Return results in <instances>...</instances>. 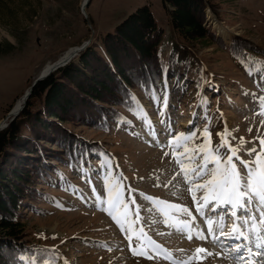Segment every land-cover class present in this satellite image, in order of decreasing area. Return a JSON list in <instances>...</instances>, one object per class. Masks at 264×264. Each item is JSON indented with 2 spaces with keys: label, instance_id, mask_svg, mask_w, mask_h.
Masks as SVG:
<instances>
[{
  "label": "rangeland",
  "instance_id": "1",
  "mask_svg": "<svg viewBox=\"0 0 264 264\" xmlns=\"http://www.w3.org/2000/svg\"><path fill=\"white\" fill-rule=\"evenodd\" d=\"M82 2L0 0V121L22 99L43 67L88 41L91 29L93 44L142 6L150 8L163 28L159 57L168 60L173 39L161 0H90L86 19L80 9ZM205 3L203 27L214 33L223 46L210 39L185 45L189 80L186 75L179 82L167 80V107L163 98L153 104L134 90L142 114L126 113L127 122L109 132L84 125L81 116L80 121L61 125L70 137L89 147L99 146L113 159L111 176L103 177L98 158L90 157L85 167L90 175L82 178L77 167L68 168L54 157L57 154L53 153L60 151L57 145L42 142L48 154L42 165L45 176L28 185L32 201L27 200L18 218L25 239L56 251V264H175L184 257L182 249L194 253L198 247L217 255L204 258L205 254L200 253L194 264H232L208 241L195 239L198 234L209 236L214 221L205 220L197 211L204 204L203 191H197L184 178L185 172L191 175L195 164L185 162L182 166L178 161L185 160V151L190 154L200 147L211 155L222 140L234 142L238 150L242 138L247 147L255 141L259 150V140L264 139V116L259 115L264 111V56L254 59L249 55L253 63L256 60L259 72L248 73L240 61L232 58L228 46L237 39L264 53V0ZM219 30L228 33L227 41ZM177 66L182 65L176 63L173 69ZM205 127L210 129L207 137L203 135ZM190 130L197 136L185 139L183 134ZM242 158L247 160V156ZM54 170L63 177L64 186H59ZM89 177L93 188L88 185ZM53 179L55 183L51 184ZM118 190L119 202L114 197ZM215 203L210 200L208 205ZM167 205L187 208L190 215H178ZM137 213L140 219H136ZM183 221L192 225V231L185 230L184 236L174 231ZM224 223L221 239L232 234V223ZM187 235L194 238L189 240ZM138 242L154 246L156 255L151 259L134 255L143 250L137 248Z\"/></svg>",
  "mask_w": 264,
  "mask_h": 264
},
{
  "label": "trees",
  "instance_id": "2",
  "mask_svg": "<svg viewBox=\"0 0 264 264\" xmlns=\"http://www.w3.org/2000/svg\"><path fill=\"white\" fill-rule=\"evenodd\" d=\"M161 4L173 39L166 62L159 57L163 28L148 6L137 8L74 61L37 83L24 109L0 131V264H16L25 250H43L45 258L49 251L56 253L25 239L18 218L27 200L32 201L28 185L45 176L42 165L48 154L42 142L57 145L60 151L53 153L57 154L54 157L68 168L77 167L82 178L90 175L86 169L90 157L98 158L103 177L111 176L113 159L99 146L89 147L70 137L61 125L80 121L81 116L84 125L109 132L127 122L126 113L142 114L143 109L132 94L134 90L157 104L163 98L162 86L167 80L179 82L184 75L189 80L184 59L186 44L210 39L223 46L214 33L203 27L205 0H161ZM228 52L248 73L259 72L256 60L253 63L249 55L257 59L264 56L262 51L232 39ZM176 63L182 66L173 69ZM53 172L59 186H64L63 177L58 171ZM90 179L87 182L93 188ZM50 183H55L54 179Z\"/></svg>",
  "mask_w": 264,
  "mask_h": 264
},
{
  "label": "snow or ice",
  "instance_id": "3",
  "mask_svg": "<svg viewBox=\"0 0 264 264\" xmlns=\"http://www.w3.org/2000/svg\"><path fill=\"white\" fill-rule=\"evenodd\" d=\"M162 90L164 105L167 107L169 97L166 82L163 84ZM160 114L164 115L163 109ZM259 115L264 116V111H261ZM209 131L210 129L205 127L203 135L207 137ZM251 131L252 129H249V132ZM168 135H175V133L169 132ZM225 135H228L227 131ZM183 136L185 139L194 138L197 136V132L190 130ZM251 143V147L245 146L242 138L241 149L238 150L234 146V142L229 143L222 140L213 149L211 155L204 153L203 147H200L194 149L190 154L185 151V160L178 161L182 166L185 162L195 164L191 175L185 172L184 178L190 184L195 185L197 191H203L201 200L204 204L197 211L205 217V220L214 221L213 224H210V240L209 236L199 234L195 239L208 241L213 248H217L220 253L225 254L232 264H264V139L259 140V150L255 141ZM242 156H247V160ZM193 157H196V160H193ZM209 165L214 166L209 167ZM181 170L184 171L183 167ZM206 177H210V179H205ZM201 181L203 182L201 183ZM191 190L190 188L189 191ZM210 200L216 201L215 205L209 206ZM116 201L119 202V194L116 196ZM119 206L123 207L124 204L119 203ZM167 207L174 208L178 215L181 213L190 215L187 208L175 205H167ZM113 218L115 219V217ZM136 219H140L139 213H137ZM225 220L232 223V234L221 239L226 227ZM165 223L166 226H169L167 221ZM185 230L192 231L190 222H180L174 228V231L179 232L182 236L186 235ZM187 238L192 240L194 237L187 235ZM131 242V237H129V243L131 244ZM137 248L143 250L134 252V255H143L149 259L156 255L154 246H145L138 242ZM181 251L184 253V257L176 261L175 264H194L200 253L205 254L204 258L217 255L203 247L196 248L194 253L183 249ZM16 264H56L55 253L49 251L45 258L43 250H32L31 253L25 250L18 256Z\"/></svg>",
  "mask_w": 264,
  "mask_h": 264
},
{
  "label": "water",
  "instance_id": "4",
  "mask_svg": "<svg viewBox=\"0 0 264 264\" xmlns=\"http://www.w3.org/2000/svg\"><path fill=\"white\" fill-rule=\"evenodd\" d=\"M90 3V0H83L82 4H81V13L83 15V17L86 19V9L88 7ZM91 29V28H90ZM93 35H94V31L91 29V37L88 41L83 42L80 46L78 47H74L72 48L69 52L68 55L65 56L64 55V59H60L55 61L54 63H52L50 65V68L48 69V71L46 73H44L43 71L41 73H39L37 75V77L33 80V82L31 83L30 87L28 88V90L24 93L23 97H22V106L19 107V109L15 110V111H10L6 117L1 121L0 123V131H2L3 129H5L8 125V123L12 122L14 119H16V117L20 114V112L24 109L26 101L29 99L35 85L43 80H45L46 78H48L50 75H52L54 72H56L57 70L65 67L66 65H68L73 59H75L81 52H83L84 50H86L93 39ZM67 54V53H66Z\"/></svg>",
  "mask_w": 264,
  "mask_h": 264
},
{
  "label": "bare ground",
  "instance_id": "5",
  "mask_svg": "<svg viewBox=\"0 0 264 264\" xmlns=\"http://www.w3.org/2000/svg\"><path fill=\"white\" fill-rule=\"evenodd\" d=\"M210 15V14H209ZM214 20V19H213ZM213 22V21H212ZM219 35H221V37H223L226 41L228 40V33L225 31V30H219ZM71 50V49H70ZM70 50H68V51H66L64 54H62L61 56H60V58L58 59V60H60L62 57V59H64L65 57H64V55L65 56H67L68 55V52L70 51ZM67 53V54H66ZM61 59V60H62ZM52 63H50V64H48V65H46L45 67H43L41 70H40V72L39 73H41L42 71L44 72V73H46L47 71H48V69L50 68V65H51ZM38 73V74H39ZM23 97V96H22ZM21 97V98H22ZM22 106V100L20 99V101H18L17 103H16V105H14V107L10 110V111H15V110H17V109H19V107H21ZM3 120V119H2ZM1 120V121H2ZM1 121H0V123H1Z\"/></svg>",
  "mask_w": 264,
  "mask_h": 264
}]
</instances>
